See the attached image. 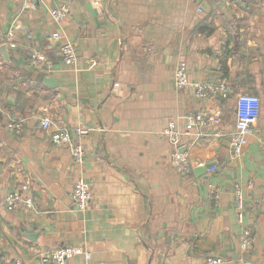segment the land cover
<instances>
[{
  "label": "crops",
  "instance_id": "crops-1",
  "mask_svg": "<svg viewBox=\"0 0 264 264\" xmlns=\"http://www.w3.org/2000/svg\"><path fill=\"white\" fill-rule=\"evenodd\" d=\"M62 4L70 16L55 25L52 11ZM67 41L78 69L60 55ZM34 51L46 55L45 68L30 67ZM181 61L193 82L226 81L230 97L200 101L177 90ZM241 94L258 96L262 110L244 154L232 160ZM190 112L212 113L220 124L186 137L194 170L182 177L163 132L170 121L186 131ZM12 122L22 123L21 134ZM61 127L89 131L74 134L82 164L71 145L53 144ZM200 164L212 167L198 176ZM80 178L94 193L84 212L72 202ZM238 187L254 238L248 253L240 248ZM16 191L34 211L7 210ZM63 246L91 254L70 264H204L210 256L264 264V0H0V261L41 264L39 254Z\"/></svg>",
  "mask_w": 264,
  "mask_h": 264
},
{
  "label": "built area",
  "instance_id": "built-area-1",
  "mask_svg": "<svg viewBox=\"0 0 264 264\" xmlns=\"http://www.w3.org/2000/svg\"><path fill=\"white\" fill-rule=\"evenodd\" d=\"M201 11V10H200ZM70 5L62 4L57 9L52 11L51 19L55 25H61L68 20L70 16ZM60 38L59 34L55 35ZM7 43L11 48H15L14 32L6 35ZM60 55L64 64L71 68H79L80 57L74 43L67 41L59 49ZM28 63L32 68H45L48 65V59L45 54L34 51L30 54ZM91 67H97L98 61L90 60ZM174 87L179 91H188L193 96L200 100L206 101L209 99L226 100L230 97V89L226 81H205L193 82L190 79V70L186 62L181 61L176 68L174 75ZM261 100L258 96L252 94H241L237 99L236 104V126L233 133L230 135V156L232 160L242 157L245 148L248 144V136L253 127L257 124L261 116ZM187 130L179 129L174 121H170L164 129L163 136L168 141L172 149L171 164L175 171L182 177H188L193 173L194 165L191 162L190 156L187 152L182 151L185 146V139L193 130L206 129L213 125H219L220 120L212 113L208 112H190L185 117ZM40 127L46 131L53 127V122L48 117H42L39 120ZM16 134H21L23 125L21 122H12L8 126ZM74 134L79 137L88 136L89 131L84 128L76 129L75 133L66 128H58L51 136L54 145L70 146L72 147V156L74 161L80 165L85 161V150L81 144H74ZM204 166L200 164L199 167ZM215 199L218 201L221 197V192L217 189L213 191ZM94 198L93 188L90 183L80 178L72 192V202L78 211H86ZM235 198L237 201V221L241 227L240 248L243 253H248L254 245V238L252 231L246 226V209L244 205V195L242 189L236 188ZM5 205L9 212H14L19 209H26L34 211V202L32 199L24 198L19 192H13L7 195ZM78 257H84L87 261L91 259V254L78 246H63L55 247L47 252L39 254L41 264H70ZM225 260L220 256H210L204 264H224ZM0 264H4L0 261ZM17 264H23L17 261Z\"/></svg>",
  "mask_w": 264,
  "mask_h": 264
},
{
  "label": "water",
  "instance_id": "water-1",
  "mask_svg": "<svg viewBox=\"0 0 264 264\" xmlns=\"http://www.w3.org/2000/svg\"><path fill=\"white\" fill-rule=\"evenodd\" d=\"M46 83L49 84L51 87H52V86L54 87V85H52V84L54 83V79H53V78H51V79H47V80H46ZM230 141H231V139L229 138V144H230ZM182 151H185V149H182ZM211 167H212V166H209V165L198 167L197 169H195V173H197L198 176H202V175H204V174L207 172V170H208L209 168H211Z\"/></svg>",
  "mask_w": 264,
  "mask_h": 264
}]
</instances>
